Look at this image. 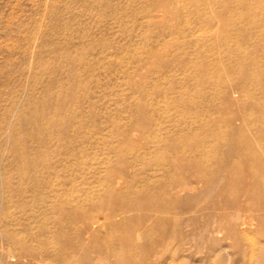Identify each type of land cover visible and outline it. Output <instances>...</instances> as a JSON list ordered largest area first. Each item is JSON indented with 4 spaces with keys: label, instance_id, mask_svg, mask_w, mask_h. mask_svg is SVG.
Masks as SVG:
<instances>
[{
    "label": "rangeland",
    "instance_id": "374dc122",
    "mask_svg": "<svg viewBox=\"0 0 264 264\" xmlns=\"http://www.w3.org/2000/svg\"><path fill=\"white\" fill-rule=\"evenodd\" d=\"M263 13L264 0H0V264L37 248L83 264L111 235L148 244L152 224L176 235L174 264H262L264 26L247 23ZM167 176L189 186L183 211L155 220L140 202L129 228L95 224L79 246L68 213L111 188L158 194Z\"/></svg>",
    "mask_w": 264,
    "mask_h": 264
},
{
    "label": "bare ground",
    "instance_id": "6f19581e",
    "mask_svg": "<svg viewBox=\"0 0 264 264\" xmlns=\"http://www.w3.org/2000/svg\"><path fill=\"white\" fill-rule=\"evenodd\" d=\"M258 21L260 22L258 23ZM258 21H254L252 19L247 24H260L264 26V13ZM263 37L264 35H261V38ZM175 144L177 143H174V141L168 142L169 148L174 147ZM185 156V151H182L181 154L177 153L176 156L173 157L175 160V165L173 164L172 167H184L185 165L181 164V159ZM213 160L218 164V166L224 167L222 162L223 159L216 160L214 158ZM165 163L167 165V170L170 169L171 164L169 162ZM187 165L191 166L192 163L186 164V167ZM166 174L168 175V173ZM124 176V173H120V175L110 173L107 183L110 186L115 184L119 185L121 183L120 180L123 179ZM169 176H167V186H165L164 189H160L158 194L147 196L143 189L134 190L133 193L136 194L138 201L136 200L132 202L125 198H115L116 192L113 188H111L109 190L110 192L105 196V198H101L99 202L93 204L90 210L81 214L68 213L67 215L70 216L73 221L80 223V228L76 231V239L79 246L82 247V249L86 248L85 246H87V244L84 242L83 236L88 235L91 237V226L95 224L104 223V227L108 226L109 228H113L118 231L129 228V220L126 214L130 211H135L138 209L140 210L141 207L138 205L140 202H147V208L155 212V220L158 217L163 218L164 216L167 218H172V210L176 208L179 209V207L183 205L181 200L184 199V195L189 191V186L187 183L177 181L176 179ZM163 207H167L168 209L164 211ZM180 209L183 211L185 207L182 206ZM161 212L162 214H160ZM178 212L179 211H175L176 214ZM247 223L248 222L246 220H240L235 223V228L244 231V226ZM177 225L178 224H175L173 229H177ZM141 229L144 231V228ZM146 231L150 233L149 235H152V241H150L148 244L136 242L134 239L121 234L111 235L108 238L110 245L107 244L108 247L106 248L98 246V248L94 250L96 256L89 258L87 257L83 264H100V261L104 259L108 260L109 258H113V264H174V259L171 256H168L166 253L168 252V249L172 243L177 240L176 235L169 234L166 227L157 229V227L153 224L149 227H146ZM57 235L60 236V234ZM179 240L183 241V238H180ZM41 250L42 249L37 248L36 251L33 250L31 252L23 249L24 252L18 254L16 257L19 261H23L26 264H76L73 257L60 258L57 254L59 250H55L49 255L42 253ZM260 252L262 254L259 256L260 261L264 262V247L260 249ZM84 253H87V251H84ZM263 262L262 264H264ZM181 264H184V262L181 261Z\"/></svg>",
    "mask_w": 264,
    "mask_h": 264
}]
</instances>
